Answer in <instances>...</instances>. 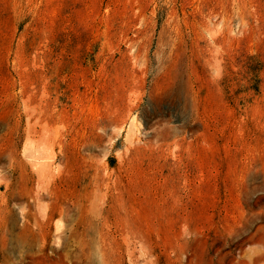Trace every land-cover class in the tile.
Masks as SVG:
<instances>
[{"label": "rangeland", "instance_id": "374dc122", "mask_svg": "<svg viewBox=\"0 0 264 264\" xmlns=\"http://www.w3.org/2000/svg\"><path fill=\"white\" fill-rule=\"evenodd\" d=\"M264 0H0V264H264Z\"/></svg>", "mask_w": 264, "mask_h": 264}, {"label": "bare ground", "instance_id": "6f19581e", "mask_svg": "<svg viewBox=\"0 0 264 264\" xmlns=\"http://www.w3.org/2000/svg\"><path fill=\"white\" fill-rule=\"evenodd\" d=\"M263 244H264V241H263ZM263 247H264V245H263Z\"/></svg>", "mask_w": 264, "mask_h": 264}]
</instances>
